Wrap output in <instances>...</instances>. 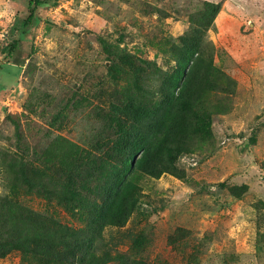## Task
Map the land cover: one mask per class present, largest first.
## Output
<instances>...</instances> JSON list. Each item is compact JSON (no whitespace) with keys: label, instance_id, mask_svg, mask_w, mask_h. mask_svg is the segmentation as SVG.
<instances>
[{"label":"rangeland","instance_id":"rangeland-1","mask_svg":"<svg viewBox=\"0 0 264 264\" xmlns=\"http://www.w3.org/2000/svg\"><path fill=\"white\" fill-rule=\"evenodd\" d=\"M28 2L0 0V63H10L8 75L0 70V157L23 147L60 152L45 141L49 131L91 152L84 141L130 93L134 76L139 83L170 73L174 46L202 24V50L211 47L218 70L198 102L206 117L177 159L179 177L137 180L139 208L121 231L139 233L133 253L148 264H264V0H42L24 27ZM61 146L48 165L70 154ZM3 175L0 199L9 186ZM17 197L45 209L35 195ZM49 208L68 226L84 225L69 208ZM104 231L103 244L112 233ZM0 264L26 263L12 252Z\"/></svg>","mask_w":264,"mask_h":264},{"label":"trees","instance_id":"trees-1","mask_svg":"<svg viewBox=\"0 0 264 264\" xmlns=\"http://www.w3.org/2000/svg\"><path fill=\"white\" fill-rule=\"evenodd\" d=\"M41 2L29 0L24 27L32 24ZM200 27L174 46L175 66L170 73L158 71L156 76L139 83L138 76L133 75L130 93L116 98L119 104L101 116L105 123L96 136L92 138L93 127L91 138L84 141V146L93 149L91 152L49 131L43 135L45 141L52 138L60 152L47 147H23L8 153L9 157H0V172L9 184L0 199V258L17 252L26 264H148L133 253L139 248V233L121 230L139 208L137 180L159 179L164 174L179 177L177 159L189 150L187 138L193 141L195 127L206 117L198 102L218 70L211 52L206 50L210 46L202 50L204 30L202 24ZM19 43V38L14 39L4 51L7 59ZM29 44L30 57L33 44ZM200 52L201 56H196ZM3 65L10 63H0L3 75H8ZM54 120L49 121V126L54 125ZM19 123L13 122L18 146L27 143L19 132ZM62 144L70 154L48 165L49 159L62 153ZM40 152L42 157H38ZM21 191L22 197L35 195L41 199L45 209L37 211L21 202L17 197ZM54 206L73 210L84 225L68 226L54 218L49 208ZM105 229L112 233L103 244ZM125 240L130 243L121 253L117 248Z\"/></svg>","mask_w":264,"mask_h":264}]
</instances>
